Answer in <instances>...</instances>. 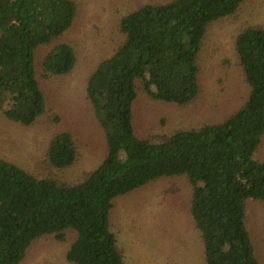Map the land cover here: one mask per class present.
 I'll list each match as a JSON object with an SVG mask.
<instances>
[{"label": "trees", "instance_id": "trees-1", "mask_svg": "<svg viewBox=\"0 0 264 264\" xmlns=\"http://www.w3.org/2000/svg\"><path fill=\"white\" fill-rule=\"evenodd\" d=\"M245 0L146 3L119 22L124 36L87 80V98L103 114L106 156L84 180L37 177L0 158V264H19L43 235L66 241L74 264H127L110 228L115 198L166 176L193 186L190 213L205 264H261L247 229L249 200H264V27L235 39L250 92L228 118L183 128L161 142L136 132L138 96L187 104L200 94L197 56L209 23L234 14ZM77 14L74 0H0V113L31 124L46 111L43 83L74 68L77 57L57 42ZM52 43V44H51ZM50 49L40 60V45ZM78 153L69 131L50 142L48 161L72 166Z\"/></svg>", "mask_w": 264, "mask_h": 264}, {"label": "rangeland", "instance_id": "rangeland-1", "mask_svg": "<svg viewBox=\"0 0 264 264\" xmlns=\"http://www.w3.org/2000/svg\"><path fill=\"white\" fill-rule=\"evenodd\" d=\"M77 14L60 39L75 51L71 72L43 83L46 111L35 122L12 121L0 113V158L32 175L74 184L86 178L106 156L100 121L102 112L87 98V80L100 61L122 43L120 20L146 3L172 0H74ZM264 27V0H245L231 15L209 23L197 56L200 94L187 104L165 102L140 95L134 104L137 133L161 142L173 132L222 121L236 113L249 96L235 39L249 26ZM51 43V44H52ZM49 45H40V60ZM69 131L77 149L75 163L67 168L48 161L51 140ZM254 157L264 160V136ZM193 186L185 175L166 176L119 195L113 202L110 228L127 264H205L200 231L190 213ZM247 229L255 252L264 264V200H249ZM73 234L66 241L43 235L19 264H74L65 259Z\"/></svg>", "mask_w": 264, "mask_h": 264}]
</instances>
